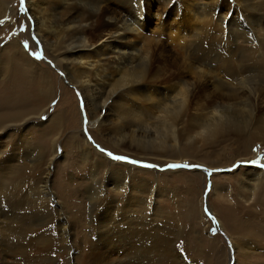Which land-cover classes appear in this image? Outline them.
<instances>
[{
  "label": "bare ground",
  "instance_id": "6f19581e",
  "mask_svg": "<svg viewBox=\"0 0 264 264\" xmlns=\"http://www.w3.org/2000/svg\"><path fill=\"white\" fill-rule=\"evenodd\" d=\"M14 1L0 0V18L14 12L9 10ZM25 4L44 51L65 78L32 61L20 39L0 49V135L12 137L0 152V264H187L165 238L177 236L178 229L166 221L161 229L156 219L161 215L155 207L159 194L175 184L163 177L172 172L117 164L94 150L84 136L80 139L82 116L69 85L80 91L96 141L111 150H150L165 161L183 163L195 158L197 138L235 136L234 143L240 140L241 146L237 157L250 162L257 157L253 145H264V0ZM156 9L163 11L158 15L161 30L151 38L143 26ZM165 17L172 20L160 25ZM187 17L197 24L191 26ZM56 98L51 127L45 130V138L53 142L49 153L27 133L32 126L44 129L41 116L49 113ZM72 120H78L79 129L70 130ZM61 134L70 135L66 146L76 150L74 163L69 161L70 169L81 173L75 185L61 175L52 179L50 166L60 158ZM159 134L171 141L157 142ZM196 177L188 183L189 197V192L201 188L202 194L204 189V175ZM228 177L234 184L219 187L213 178L211 195L241 190L249 203L247 212L264 217V169L240 168ZM80 194L89 202L87 211L72 214L63 204ZM231 197H219L226 216L238 208L233 201L230 206L237 207H228ZM189 201L188 220L197 214L203 220L202 200L200 207ZM256 202L263 206L259 212ZM213 210L222 227L221 214ZM240 231L246 238L230 239L236 257L237 238L254 237L264 245L263 226L256 227L250 219L240 222ZM251 256L249 250L244 252L243 264Z\"/></svg>",
  "mask_w": 264,
  "mask_h": 264
},
{
  "label": "rangeland",
  "instance_id": "374dc122",
  "mask_svg": "<svg viewBox=\"0 0 264 264\" xmlns=\"http://www.w3.org/2000/svg\"><path fill=\"white\" fill-rule=\"evenodd\" d=\"M228 2L230 3L232 2V0H228ZM9 8H10L9 10H14V12L9 13L6 16L0 18V49H6L9 43L15 38L20 39L22 49L27 53H29L30 59L32 61H37L38 63L45 64L52 71L57 73L60 78L62 79L65 78L63 70L57 67L52 62V60L49 59L48 55L46 54V51H44L43 44L41 43L37 33L34 31V20L26 10L27 8H26L25 0H15L13 4H10ZM159 10L160 9L154 10L153 18L147 19L144 22V26H143L144 31H146L147 35H149V37L151 38L156 31L161 30L158 22L160 20L158 15L162 14L163 11L162 10L159 11ZM219 11L220 10L218 9L217 15L219 14ZM224 11L227 12L226 9H224ZM228 17H229L228 19H230L231 14ZM185 19H186L185 21L187 22L190 21L191 26L197 24L195 23V21L194 22L192 21L191 17H187ZM171 20L172 17H165V19L161 21L162 23L160 25H164L166 21L170 22ZM249 34H251V32H249ZM65 82L67 86L68 82L67 81ZM69 86L70 89L73 90L74 94L78 98V106L82 116L81 130L83 132L82 133L79 132L78 134L81 135L80 139H82L83 138L82 136H84L87 143L94 150L105 155L106 157H109L117 164L118 163L129 164V165H133L132 167L136 169L139 168L153 172L156 171L157 173L172 172V174L169 173L170 175L163 177L164 179L167 180V182L174 181L175 184L171 186L169 185V188L165 187V191L162 190L161 193L159 194L155 207L157 209L158 208L160 209L161 215L159 214L160 218L158 217L156 219L158 224H160L159 226H161V224H165L166 221L169 223L171 222V226H173V228L175 229H178L179 232L177 236L172 238V236L170 237L167 234L168 236L166 235L165 238L167 240L170 238V240L175 244L176 248L178 249L183 259L187 262V264H235V263L243 264V262H245L243 258L244 252L248 250L252 254L248 264H264V258L261 257L264 256V245H262V243H260L254 237H249L247 240H245L244 238H246V236H244L243 234H245L246 232L244 231L239 232L240 222L244 223V221L247 222L250 219L251 221L254 222L256 227L260 228V225L264 227V217L262 216L257 217L247 212V208L249 207L247 206V204L249 203L247 202V198L239 193L241 192V190L239 191L236 190V192H233V189L228 188L227 190H222L223 191L222 193L219 192V194L216 197L215 194L214 196L211 195L213 191L214 182L218 184L217 185L218 187L219 185L226 186L229 184H234L233 179L229 178L228 176H231L235 172L239 171L240 168H249V167L258 168L256 166L252 167L251 162L264 157L263 144L258 142L253 145L254 146L253 153L257 157L249 158L250 162L246 161L248 159H245L246 158L245 156L241 157L244 158L245 160L238 161V159L241 158L237 157L236 152H238V149H240L241 146L239 144L240 140L234 143V141L238 139L235 136H230L224 139L219 138L217 141H205L200 137L197 138L194 141V144L197 147L193 153L196 154L195 158L190 157V159H184L182 160L183 163L180 161L178 163H172L174 161H170L169 159L165 161L164 157H157L158 155L150 152V150L144 152L143 150L136 148H129L126 149V151L125 150L115 151L113 149L111 150L109 147L104 146L101 142L96 141L91 130H89V126L87 123L88 121L87 113L86 110L84 109V104L80 95V91L71 84ZM58 102L59 100H57V98L55 99V101H52L50 103V108L48 110L49 113L41 116V121L43 122L46 128L44 127L43 129V127H38V126L35 128L34 126H32L30 128V132L27 133V138L36 141V145L39 146L41 145V147L45 151L49 150L48 151L49 153L52 152L51 149L53 142L48 140V138H45L46 136L45 130L51 127L50 120H52L51 117H54L53 115L55 112L53 110L57 106ZM199 112H200V108H199ZM70 125H71L70 130L74 131V129L75 128L77 129L78 127V120H76L75 122L72 120ZM32 132H36L34 133L35 135H32ZM159 135L160 137L156 139L157 142L163 139L171 141L170 136L165 137L161 134ZM69 136L70 135H64V134L57 136L58 137L57 151L59 152L60 158L58 159V161L52 164L53 166H50V171L52 172L53 180H56V177H58V175H61L64 176L66 183L68 182L69 184L75 185L78 179L81 178L79 176V174L81 173L74 168L70 169L69 161L76 159L75 158L76 156H73V153L76 152V150H73L70 147L66 146V141L69 140ZM105 136L108 135L106 134ZM11 138L8 136L0 135V142H2V145L4 146V147L0 146L1 147L0 152L3 151L8 146V144L12 140ZM109 153H111L112 155H109ZM62 155L64 157H62ZM114 157H121L122 159H115ZM49 159L50 158L47 159L48 161L46 160L47 164L51 163V160ZM210 160L213 162H210ZM261 160H262L261 163H264V159ZM146 165H152V167H146ZM169 165H188L189 167L169 168L168 167ZM237 165L240 166L237 167ZM229 169H234V170L227 171ZM199 173H202L205 179L204 186H200V182H201L200 179L199 180L195 179L198 182V186L202 188L204 187V189L202 190V194L200 192L201 188H199L198 192L197 191L195 192L196 194H193L194 191L189 192L190 193V197H189V195L187 194L188 192L187 189L189 187L188 183L192 182L194 180V177H196V175ZM179 177L180 179L181 177H185V180L184 181L180 180L181 182L178 183L177 179ZM214 177L217 178H215L214 179L215 181L213 182ZM185 181L187 182L186 184ZM220 194L221 196L222 195L229 196V194H232L228 207L232 208L230 206V203L231 205H233L232 201L238 206L236 210H233L232 212L229 213V216H226L228 214L224 212L225 210L223 211L224 206L222 204L224 203L219 201V197H221ZM189 199H191L192 201H189ZM233 199H235L237 203ZM201 200H202V207L205 216L203 217L205 219L203 218L202 220V217H199V215L197 214L193 219L194 221H192L193 217L188 220V217L186 216L190 208L188 207V205L186 206V204H188V201L190 204H193V206H196L198 205L197 203H199V207H200ZM242 200L243 202H241ZM59 202L62 203L63 201H59ZM88 203L89 202H87L86 196L80 194L79 198L76 197L75 199L67 200V202H65L63 206L66 207L67 209L69 208L68 210L71 211L72 214L79 212L78 210L85 213ZM256 204H258V202H256L253 205L256 206ZM79 205L84 210L80 209L81 207ZM226 206L227 204L225 205V207ZM213 207L215 208L216 211L218 210V212L221 214L222 227L221 224H219L218 217L215 214ZM235 207L232 209H235ZM262 207L263 206L257 205L256 212L261 211ZM247 213L249 214V216L247 215ZM244 214H246V216H244ZM251 215L253 216V218H251ZM161 220H163V222ZM82 226H84V223L82 224ZM234 226L236 227L237 232H235ZM161 229H164L163 226H161ZM253 234L254 232L250 233L251 236H253ZM241 235H243L244 238L243 239L241 238V240L240 238H237V244L235 245L238 251L236 257L235 256L236 252L230 242V239L232 237H241ZM259 258H261V260H259Z\"/></svg>",
  "mask_w": 264,
  "mask_h": 264
},
{
  "label": "snow or ice",
  "instance_id": "6c2138e0",
  "mask_svg": "<svg viewBox=\"0 0 264 264\" xmlns=\"http://www.w3.org/2000/svg\"><path fill=\"white\" fill-rule=\"evenodd\" d=\"M46 119V118H45ZM90 138V137H89ZM255 150V149H254ZM109 155H112L111 153H109ZM115 159H122L121 157H114ZM261 159H264V157H262ZM261 159H257L255 161L251 162L252 166H256L258 168L264 169V163H261ZM240 165H237V167H239ZM146 167H152V165H146ZM169 168H181V167H189L188 165H169ZM234 169H229L227 171H233Z\"/></svg>",
  "mask_w": 264,
  "mask_h": 264
},
{
  "label": "crops",
  "instance_id": "0c3cea01",
  "mask_svg": "<svg viewBox=\"0 0 264 264\" xmlns=\"http://www.w3.org/2000/svg\"><path fill=\"white\" fill-rule=\"evenodd\" d=\"M235 227V226H234ZM235 229V231H236V227L234 228Z\"/></svg>",
  "mask_w": 264,
  "mask_h": 264
}]
</instances>
